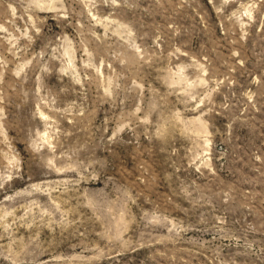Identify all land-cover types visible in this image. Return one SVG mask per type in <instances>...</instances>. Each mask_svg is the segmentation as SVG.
Returning a JSON list of instances; mask_svg holds the SVG:
<instances>
[{
	"label": "rangeland",
	"instance_id": "1",
	"mask_svg": "<svg viewBox=\"0 0 264 264\" xmlns=\"http://www.w3.org/2000/svg\"><path fill=\"white\" fill-rule=\"evenodd\" d=\"M0 264H264V0H0Z\"/></svg>",
	"mask_w": 264,
	"mask_h": 264
}]
</instances>
